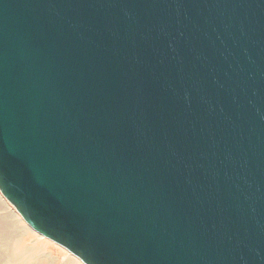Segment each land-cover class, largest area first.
Masks as SVG:
<instances>
[{"label": "water", "instance_id": "water-1", "mask_svg": "<svg viewBox=\"0 0 264 264\" xmlns=\"http://www.w3.org/2000/svg\"><path fill=\"white\" fill-rule=\"evenodd\" d=\"M0 192L84 264H264V0H0Z\"/></svg>", "mask_w": 264, "mask_h": 264}, {"label": "rangeland", "instance_id": "rangeland-1", "mask_svg": "<svg viewBox=\"0 0 264 264\" xmlns=\"http://www.w3.org/2000/svg\"><path fill=\"white\" fill-rule=\"evenodd\" d=\"M8 206L15 210L14 206L9 203L5 206L0 200V217H5L6 224L8 223V227L4 226L3 229L1 226L0 228V253L4 254H2V258L0 259L5 258L4 260L8 261V264H11L9 257L22 253L23 255L20 256L22 259H29L27 264H83L65 248L33 231L22 219L21 215L17 212L16 214L12 213ZM10 216H12L11 219ZM5 235L6 237L12 235V237L9 239ZM16 260L15 264L20 263V261ZM2 262L3 260H0V264H4Z\"/></svg>", "mask_w": 264, "mask_h": 264}, {"label": "bare ground", "instance_id": "bare-ground-1", "mask_svg": "<svg viewBox=\"0 0 264 264\" xmlns=\"http://www.w3.org/2000/svg\"><path fill=\"white\" fill-rule=\"evenodd\" d=\"M5 197L2 195V193L0 192V200L5 204V206L6 205H8V203H9V201L8 200H6V198L4 199ZM10 204V203H9ZM10 205H12V204H10ZM13 206V205H12ZM9 208H10V210L12 211V213H15L16 214V212H17V210L15 209V210H13L10 206H8ZM7 208V207H6ZM13 208H15V207H13ZM4 211V210H3ZM10 213V212H9ZM18 213V212H17ZM19 214V213H18ZM11 217L12 216H10V219H11ZM23 219V218H22ZM19 220V219H18ZM21 220V219H20ZM24 220V219H23ZM13 221V220H12ZM1 226L3 227V229H4V226L6 227H8V223L6 224V219H5V217H0V228H1ZM29 226V225H28ZM30 227V226H29ZM32 229V228H31ZM33 230V229H32ZM16 231V230H15ZM34 231V230H33ZM6 233H8V232H6ZM18 233V232H17ZM9 234V233H8ZM13 234H14V232H13ZM18 235V234H17ZM40 235V234H39ZM42 236V235H41ZM5 237H6V235H5ZM10 237H12V235H8V237H6V238H9L10 239ZM42 237H44V236H42ZM46 238V237H45ZM48 239V238H47ZM8 241V240H7ZM9 242V241H8ZM3 244H6V243H3ZM9 244V243H8ZM7 246V245H6ZM5 248V247H4ZM5 250V249H4ZM2 251V250H1ZM68 251V250H67ZM3 254V253H2ZM2 254L0 253V258H2ZM72 254V253H71ZM4 255V254H3ZM21 255H23L22 253H20V254H15V255H13V256H10L9 258H10V260H9V262L11 263V264H15L14 262H15V259H17L18 261H20V263H18V264H27V262L29 261V259H22V257H20ZM75 256V255H74ZM78 258V257H77ZM5 259V258H4ZM4 259H0V260H3V262H4V264H8V261H6V260H4ZM79 259V258H78ZM16 260V261H17ZM80 260V259H79ZM69 261V260H68ZM81 261V260H80ZM2 262V263H3ZM82 262V261H81ZM84 264V263H83Z\"/></svg>", "mask_w": 264, "mask_h": 264}]
</instances>
